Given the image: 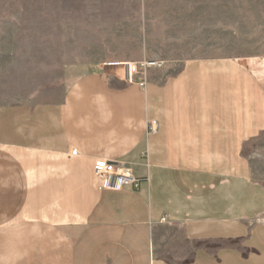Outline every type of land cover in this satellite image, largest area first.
I'll use <instances>...</instances> for the list:
<instances>
[{
  "label": "crops",
  "instance_id": "crops-1",
  "mask_svg": "<svg viewBox=\"0 0 264 264\" xmlns=\"http://www.w3.org/2000/svg\"><path fill=\"white\" fill-rule=\"evenodd\" d=\"M253 65L264 0H0V264H264Z\"/></svg>",
  "mask_w": 264,
  "mask_h": 264
},
{
  "label": "built area",
  "instance_id": "built-area-1",
  "mask_svg": "<svg viewBox=\"0 0 264 264\" xmlns=\"http://www.w3.org/2000/svg\"><path fill=\"white\" fill-rule=\"evenodd\" d=\"M153 64L160 65L161 63L155 62ZM121 65L126 69L127 80L132 81L134 75H136L140 69L143 71L148 63H122ZM140 85H144L143 80H141ZM151 130H154V128H151ZM94 173L97 183L102 189L108 188L110 190L119 191L125 187H130L136 190L140 182V179L133 175L130 170L102 158L95 161Z\"/></svg>",
  "mask_w": 264,
  "mask_h": 264
},
{
  "label": "rangeland",
  "instance_id": "rangeland-1",
  "mask_svg": "<svg viewBox=\"0 0 264 264\" xmlns=\"http://www.w3.org/2000/svg\"><path fill=\"white\" fill-rule=\"evenodd\" d=\"M258 77L261 79L264 85V66H251L250 68ZM258 156L255 159L254 172L255 175L259 178L260 181L264 183V135L262 140L259 142Z\"/></svg>",
  "mask_w": 264,
  "mask_h": 264
}]
</instances>
